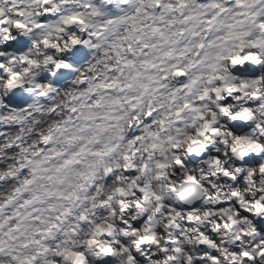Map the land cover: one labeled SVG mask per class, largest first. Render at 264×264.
Here are the masks:
<instances>
[{"label": "snow or ice", "instance_id": "snow-or-ice-1", "mask_svg": "<svg viewBox=\"0 0 264 264\" xmlns=\"http://www.w3.org/2000/svg\"><path fill=\"white\" fill-rule=\"evenodd\" d=\"M0 264H264V0H0Z\"/></svg>", "mask_w": 264, "mask_h": 264}]
</instances>
